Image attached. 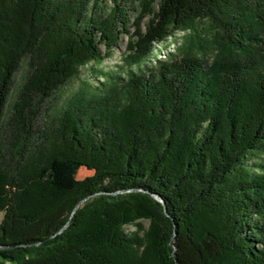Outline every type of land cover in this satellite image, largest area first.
Listing matches in <instances>:
<instances>
[{"label":"trees","instance_id":"16d2710c","mask_svg":"<svg viewBox=\"0 0 264 264\" xmlns=\"http://www.w3.org/2000/svg\"><path fill=\"white\" fill-rule=\"evenodd\" d=\"M0 212V264H264V0H0Z\"/></svg>","mask_w":264,"mask_h":264},{"label":"rangeland","instance_id":"374dc122","mask_svg":"<svg viewBox=\"0 0 264 264\" xmlns=\"http://www.w3.org/2000/svg\"><path fill=\"white\" fill-rule=\"evenodd\" d=\"M132 19V18H131ZM187 29H182L174 34L169 36L162 42H158L154 45V51L159 59H166L170 52H176L178 47L183 43V39L187 34ZM127 38L124 36L122 40L119 41L117 47L114 48L112 55L105 57L100 63H94L89 61V63L82 68H80L79 73L74 76L70 82L57 91L52 98L41 107V113L38 118L39 124L48 121L52 117L53 110L56 112L61 108V106L66 103L69 96L76 92L83 84L85 83H98V79H102L104 73L107 75L122 74L125 70L124 63L122 60L123 52L125 51ZM166 56V58H165ZM25 74V67H21L16 74V87L17 84L21 81L23 75ZM15 87V88H16ZM15 88L12 92H15ZM11 96V98H12ZM93 173L92 170H89L85 167H81L78 171L77 178L82 179L86 176H89ZM3 213L0 212V221L2 219ZM144 226L147 227L148 222H143ZM125 230L127 232H134L137 230V227L133 224L127 225Z\"/></svg>","mask_w":264,"mask_h":264},{"label":"water","instance_id":"95a60500","mask_svg":"<svg viewBox=\"0 0 264 264\" xmlns=\"http://www.w3.org/2000/svg\"><path fill=\"white\" fill-rule=\"evenodd\" d=\"M155 197H156V196H155ZM80 203H81V201H80L78 204H80ZM78 204H77V205H78Z\"/></svg>","mask_w":264,"mask_h":264},{"label":"bare ground","instance_id":"6f19581e","mask_svg":"<svg viewBox=\"0 0 264 264\" xmlns=\"http://www.w3.org/2000/svg\"><path fill=\"white\" fill-rule=\"evenodd\" d=\"M165 58H166V56H165ZM87 64H88V63H87ZM87 64H86V65H87ZM86 65H85V66H86Z\"/></svg>","mask_w":264,"mask_h":264}]
</instances>
